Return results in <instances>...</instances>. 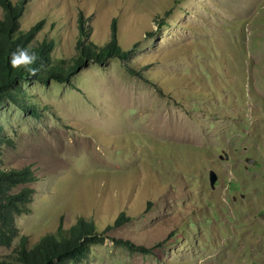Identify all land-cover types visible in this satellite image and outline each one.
Listing matches in <instances>:
<instances>
[{
  "label": "rangeland",
  "instance_id": "1",
  "mask_svg": "<svg viewBox=\"0 0 264 264\" xmlns=\"http://www.w3.org/2000/svg\"><path fill=\"white\" fill-rule=\"evenodd\" d=\"M79 14L143 76L88 62L23 82L39 117L0 106L4 165L39 177L20 234L84 217L104 239L69 264H264V0H26L20 25L68 58Z\"/></svg>",
  "mask_w": 264,
  "mask_h": 264
},
{
  "label": "trees",
  "instance_id": "2",
  "mask_svg": "<svg viewBox=\"0 0 264 264\" xmlns=\"http://www.w3.org/2000/svg\"><path fill=\"white\" fill-rule=\"evenodd\" d=\"M25 3L26 0H0L3 9L0 18V106L11 102L28 114L39 117L40 109L36 102L30 101L32 95H29L23 82H65L88 62L103 63L109 58H117L130 72L143 76L141 70L130 65V51L118 43L114 31L103 44L90 40L86 35L88 24H85L81 14L77 18L79 37L75 44V54L68 58L54 57L55 39L46 35L42 38L37 36L42 21L27 29L21 27L20 17ZM18 46L36 53L38 59L30 69H13L10 66V54ZM1 142L3 138L0 136ZM5 142L10 145L12 143L9 139ZM38 180L33 164L5 166L0 157V247H10L18 239L11 253L0 255V264L76 263L88 255L92 244L104 239L93 219L79 217L69 227L60 223L55 231L46 232L29 244L27 235L19 232L16 217L29 212L34 193L33 184ZM123 219L125 217L121 214L115 223L120 224ZM125 243L130 244L128 241ZM141 249L148 251L143 247Z\"/></svg>",
  "mask_w": 264,
  "mask_h": 264
},
{
  "label": "clouds",
  "instance_id": "3",
  "mask_svg": "<svg viewBox=\"0 0 264 264\" xmlns=\"http://www.w3.org/2000/svg\"><path fill=\"white\" fill-rule=\"evenodd\" d=\"M38 57L35 52L29 48L17 47L9 57V64L13 69L25 68L30 69L31 65H34ZM35 71V69H31Z\"/></svg>",
  "mask_w": 264,
  "mask_h": 264
},
{
  "label": "water",
  "instance_id": "4",
  "mask_svg": "<svg viewBox=\"0 0 264 264\" xmlns=\"http://www.w3.org/2000/svg\"><path fill=\"white\" fill-rule=\"evenodd\" d=\"M249 162H252V159H248ZM210 185L213 186L214 182L216 181V175L213 170L209 173Z\"/></svg>",
  "mask_w": 264,
  "mask_h": 264
}]
</instances>
